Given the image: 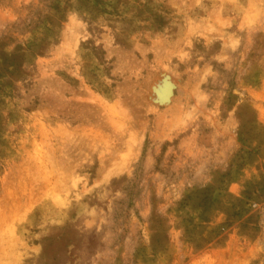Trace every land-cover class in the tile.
Here are the masks:
<instances>
[{
  "label": "rangeland",
  "instance_id": "1",
  "mask_svg": "<svg viewBox=\"0 0 264 264\" xmlns=\"http://www.w3.org/2000/svg\"><path fill=\"white\" fill-rule=\"evenodd\" d=\"M0 264H264V0H0Z\"/></svg>",
  "mask_w": 264,
  "mask_h": 264
}]
</instances>
